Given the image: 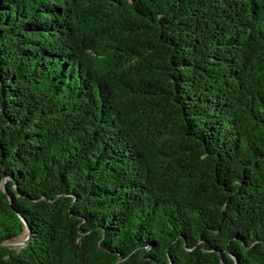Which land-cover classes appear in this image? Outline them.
<instances>
[{
	"label": "trees",
	"instance_id": "obj_1",
	"mask_svg": "<svg viewBox=\"0 0 264 264\" xmlns=\"http://www.w3.org/2000/svg\"><path fill=\"white\" fill-rule=\"evenodd\" d=\"M0 264H264V0H0Z\"/></svg>",
	"mask_w": 264,
	"mask_h": 264
},
{
	"label": "water",
	"instance_id": "obj_2",
	"mask_svg": "<svg viewBox=\"0 0 264 264\" xmlns=\"http://www.w3.org/2000/svg\"><path fill=\"white\" fill-rule=\"evenodd\" d=\"M28 242V238L24 239L23 241L17 242V243H12V244H3L2 246L7 247V248H17L24 246Z\"/></svg>",
	"mask_w": 264,
	"mask_h": 264
}]
</instances>
